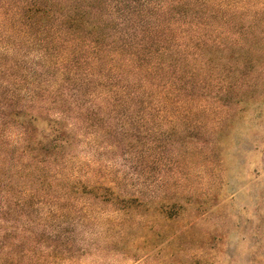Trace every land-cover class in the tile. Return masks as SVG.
<instances>
[{"label": "trees", "instance_id": "trees-1", "mask_svg": "<svg viewBox=\"0 0 264 264\" xmlns=\"http://www.w3.org/2000/svg\"><path fill=\"white\" fill-rule=\"evenodd\" d=\"M235 2L0 0V264H69L73 232L56 222L89 200L149 213L108 175H79V148L148 139L155 101L162 118L170 91L183 103L174 61L226 48Z\"/></svg>", "mask_w": 264, "mask_h": 264}, {"label": "rangeland", "instance_id": "rangeland-1", "mask_svg": "<svg viewBox=\"0 0 264 264\" xmlns=\"http://www.w3.org/2000/svg\"><path fill=\"white\" fill-rule=\"evenodd\" d=\"M235 1L245 10L226 48L174 61L183 103L170 91L162 118L155 101L148 139L79 148V175H108L149 213L128 219L89 200L56 222L73 232L69 264H264V0Z\"/></svg>", "mask_w": 264, "mask_h": 264}]
</instances>
